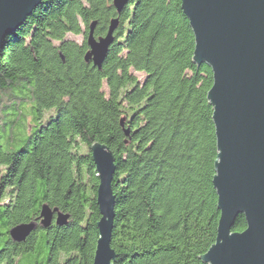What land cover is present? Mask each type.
<instances>
[{
    "label": "trees",
    "instance_id": "1",
    "mask_svg": "<svg viewBox=\"0 0 264 264\" xmlns=\"http://www.w3.org/2000/svg\"><path fill=\"white\" fill-rule=\"evenodd\" d=\"M113 18L114 39L97 67L84 59L89 25L96 21L99 37ZM194 45L181 0H128L120 12L113 0H41L4 39L0 264H92L94 141L115 157L113 264H208L200 256L220 217L213 77L193 61ZM43 203L69 214L67 223L39 219L23 241L12 240L9 229L36 220ZM245 227L239 214L231 229Z\"/></svg>",
    "mask_w": 264,
    "mask_h": 264
},
{
    "label": "water",
    "instance_id": "2",
    "mask_svg": "<svg viewBox=\"0 0 264 264\" xmlns=\"http://www.w3.org/2000/svg\"><path fill=\"white\" fill-rule=\"evenodd\" d=\"M128 0H113L120 12ZM41 0H0V51L4 39L21 25ZM194 33L192 59L206 63L213 82L207 99L213 107L217 144L213 185L220 217L215 241L201 259L208 264H264V0H181ZM89 25L86 61L100 67L113 42L118 19L105 35L95 37ZM99 184L96 191L100 219L92 264H113L114 225L112 179L115 157L98 141L90 145ZM239 214L246 227L232 231ZM69 214L43 203L39 217L12 226V240L23 241L37 226L55 219L66 224Z\"/></svg>",
    "mask_w": 264,
    "mask_h": 264
},
{
    "label": "rangeland",
    "instance_id": "3",
    "mask_svg": "<svg viewBox=\"0 0 264 264\" xmlns=\"http://www.w3.org/2000/svg\"><path fill=\"white\" fill-rule=\"evenodd\" d=\"M67 36L69 38H72V39L78 41V42H80L83 38L82 35L68 34ZM138 75H140V74H138ZM54 113H55L54 108H51L50 110L45 111L44 118L46 119L49 115H51V114L54 115ZM44 253L45 252L41 253V256L39 257V259H42V257L44 256Z\"/></svg>",
    "mask_w": 264,
    "mask_h": 264
}]
</instances>
